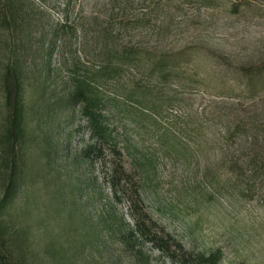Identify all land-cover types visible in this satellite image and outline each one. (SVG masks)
I'll return each instance as SVG.
<instances>
[{
  "label": "rangeland",
  "instance_id": "374dc122",
  "mask_svg": "<svg viewBox=\"0 0 264 264\" xmlns=\"http://www.w3.org/2000/svg\"><path fill=\"white\" fill-rule=\"evenodd\" d=\"M184 46L198 49L199 65L169 81L149 71L147 51ZM132 48L144 60L116 56V71L98 82L116 98L98 107L110 124V154L88 162L80 156L92 138L86 117L63 96L76 74ZM13 64L28 108L22 187L37 193L34 208L45 217L41 250L54 235L85 231V220L97 226L99 243L70 264H142L118 230L147 211L148 227L154 220L187 249L220 247L219 264H264V0H0V161L8 147L6 93L15 90L13 74L5 75ZM147 85L154 102L147 103ZM238 121L245 133L228 137L226 126ZM114 144L136 183H125L126 192L107 178ZM135 185L142 202L134 205ZM143 253L147 264H178L149 242Z\"/></svg>",
  "mask_w": 264,
  "mask_h": 264
},
{
  "label": "trees",
  "instance_id": "16d2710c",
  "mask_svg": "<svg viewBox=\"0 0 264 264\" xmlns=\"http://www.w3.org/2000/svg\"><path fill=\"white\" fill-rule=\"evenodd\" d=\"M110 52L109 62L100 66L98 69L87 70L82 74L72 77L68 91L63 96L66 106L74 110L79 107L82 114L86 117L87 129L91 134V139L84 142L80 149V156L88 162L106 160V143L112 136L110 124L106 121L103 113L99 111L100 104H107L116 100L115 97L107 96L102 93L101 85L98 83L102 78L105 80L111 71H116V63L112 60L116 56L140 63L144 60L145 54L136 48L122 51L120 55ZM199 51L191 46H184L175 51L154 53L147 51V66L151 73H158L160 77L170 80L173 76L181 74L183 67L192 62H196ZM13 74L15 90L12 97L6 93V104L9 109L8 123L5 127L4 140L7 142V155H2L0 161V172L2 174L1 184L3 190L0 194V264H42L53 259L56 264L74 263L75 254L86 246L99 243V231L95 224L86 222L87 228L75 234L76 227L70 230V234L64 240L61 235H54L40 249L41 242L38 236V224L44 216H39L34 208L37 193H30L29 189L24 190L23 174L25 151L23 143L28 135V108L25 101L24 88L22 86L21 69L18 64L8 66L5 79ZM7 86V84H6ZM152 90L147 85V103L153 99L149 97ZM151 96V95H150ZM130 102L142 105L141 98L128 96ZM154 102V101H153ZM157 102L152 106L153 112L158 113ZM155 112V113H156ZM228 137L238 138L245 133V126L241 121L231 123L225 128ZM48 138V137H46ZM47 140V139H46ZM110 150L116 162L113 165L107 178L114 191L121 188L127 191L125 183L128 181L136 184L132 176L126 171L124 164L117 160V155H121L116 144ZM106 176V174H105ZM125 185V186H124ZM24 192L23 203L18 204V197ZM61 194H58V199ZM129 202L140 204L142 202L139 187L135 185L129 193ZM58 202V201H57ZM142 216L136 217L132 225L124 226L118 230L120 239L126 244L127 251L130 252L134 260L147 264V257L144 255V248L149 242L154 248L162 252H167L169 258L178 264H219L223 252L220 247L206 250L187 249L183 243L171 235L164 227H160L151 219L152 225L147 226V211ZM76 224V223H75ZM78 225V224H76ZM79 225L77 229H79ZM63 237V236H62ZM44 251V253L42 252Z\"/></svg>",
  "mask_w": 264,
  "mask_h": 264
}]
</instances>
